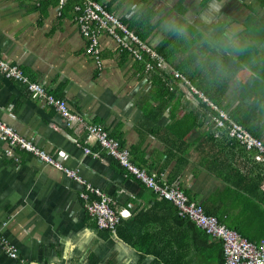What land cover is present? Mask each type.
I'll return each instance as SVG.
<instances>
[{
    "label": "crops",
    "instance_id": "0c3cea01",
    "mask_svg": "<svg viewBox=\"0 0 264 264\" xmlns=\"http://www.w3.org/2000/svg\"><path fill=\"white\" fill-rule=\"evenodd\" d=\"M97 1L166 59L163 70L146 72L106 35L101 71L75 0L61 10L58 0H0V54L120 139L138 166L250 242L264 241V161L215 128L209 105L264 142V0ZM0 120L131 212L116 232L100 229L80 199L83 184L0 140V264H226L218 240L126 176L96 141L102 156L85 154L83 128L67 127L1 73Z\"/></svg>",
    "mask_w": 264,
    "mask_h": 264
},
{
    "label": "built area",
    "instance_id": "2783aa9c",
    "mask_svg": "<svg viewBox=\"0 0 264 264\" xmlns=\"http://www.w3.org/2000/svg\"><path fill=\"white\" fill-rule=\"evenodd\" d=\"M68 1L58 0L57 9H63ZM75 1L73 7L74 20L82 37L88 43L87 54L95 60L101 71L104 70L101 39L106 35L113 38L122 51H126L136 61L144 63L146 72L161 71L165 68L166 59L136 35L126 23L102 3L95 0ZM169 71L171 76L180 77L170 67H168V76H170ZM0 73L4 78L24 85L34 100L52 109L67 127L78 126L83 128L87 134L84 139L85 154L96 158L102 156L101 152L94 151L90 147L91 142L96 141L106 155L122 165L126 176L137 179L155 195L171 202L182 219L192 221L208 236L218 240L222 244L226 264H264V241L250 242L239 232L220 224L217 218L208 215L204 208L192 201L178 185L168 183L163 180L162 175L156 172L150 173L144 167L138 166L132 161L130 150L123 145L120 139L114 137L103 126L88 124L82 116L71 111L65 101L53 97L43 83L31 81L22 68L4 59L1 54ZM196 93L199 94L197 91ZM200 96L204 99L202 95ZM209 105L219 113L218 117L214 119L215 128L226 129L229 137L239 141L247 150L257 151V159L264 161V142L250 134L243 126L231 122L216 107ZM0 140L32 154L42 163L51 165L69 178L83 184L85 190L80 194V199L85 210L100 229L116 232L121 223L131 217V212L128 209L116 208L115 199L95 186L94 183L82 178L79 171L64 168L57 158L36 146L33 141L22 138L13 128L1 120ZM7 155L19 161V158L12 151H8ZM1 242L9 256L16 258L15 248L9 246L3 239Z\"/></svg>",
    "mask_w": 264,
    "mask_h": 264
},
{
    "label": "bare ground",
    "instance_id": "6f19581e",
    "mask_svg": "<svg viewBox=\"0 0 264 264\" xmlns=\"http://www.w3.org/2000/svg\"><path fill=\"white\" fill-rule=\"evenodd\" d=\"M218 220V219H217ZM218 222L220 223V221L218 220ZM221 224V223H220ZM225 258V257H224Z\"/></svg>",
    "mask_w": 264,
    "mask_h": 264
},
{
    "label": "trees",
    "instance_id": "16d2710c",
    "mask_svg": "<svg viewBox=\"0 0 264 264\" xmlns=\"http://www.w3.org/2000/svg\"><path fill=\"white\" fill-rule=\"evenodd\" d=\"M97 1V0H96ZM143 39V38H142ZM98 226V225H97ZM105 231H108V230H105ZM110 232V231H109Z\"/></svg>",
    "mask_w": 264,
    "mask_h": 264
}]
</instances>
